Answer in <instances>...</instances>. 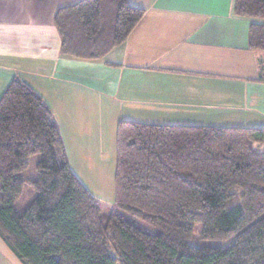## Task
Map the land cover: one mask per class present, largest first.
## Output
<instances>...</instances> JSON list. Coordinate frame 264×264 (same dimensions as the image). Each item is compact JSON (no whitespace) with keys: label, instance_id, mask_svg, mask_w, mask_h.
Listing matches in <instances>:
<instances>
[{"label":"trees","instance_id":"trees-1","mask_svg":"<svg viewBox=\"0 0 264 264\" xmlns=\"http://www.w3.org/2000/svg\"><path fill=\"white\" fill-rule=\"evenodd\" d=\"M145 13L129 0L62 7L61 54L104 59ZM234 13L254 20L249 48L264 53V0H235ZM116 153L109 206L72 169L43 96L12 79L0 98V239L22 264H264V127L121 120ZM34 155L38 176L25 178ZM199 224L202 239L233 243L192 246Z\"/></svg>","mask_w":264,"mask_h":264},{"label":"crops","instance_id":"crops-1","mask_svg":"<svg viewBox=\"0 0 264 264\" xmlns=\"http://www.w3.org/2000/svg\"><path fill=\"white\" fill-rule=\"evenodd\" d=\"M78 1L0 0V98L15 76L43 96L95 196L114 190L104 151L121 120L264 127V53L249 48L254 20L235 0H129L145 16L101 60L61 54L55 15Z\"/></svg>","mask_w":264,"mask_h":264},{"label":"rangeland","instance_id":"rangeland-1","mask_svg":"<svg viewBox=\"0 0 264 264\" xmlns=\"http://www.w3.org/2000/svg\"><path fill=\"white\" fill-rule=\"evenodd\" d=\"M106 152V157L109 158V163H111V176L112 180H115V169H116V150H105ZM41 156L40 155H34L33 157L30 158V165L28 170L22 175L25 178H33L36 179L38 174L36 171V165L37 162L40 160ZM114 184V190L111 194V197H101L97 196L102 202H104L106 205H114L115 201V183ZM200 229L201 225L196 226V231L194 233L193 238L191 239V245L195 247H205V246H210V247H227L231 243H233L234 238H230L229 240H205L202 239L200 236ZM152 232H154L152 230ZM0 264H22L15 256L14 254L10 251V249L5 245V243L0 239Z\"/></svg>","mask_w":264,"mask_h":264}]
</instances>
